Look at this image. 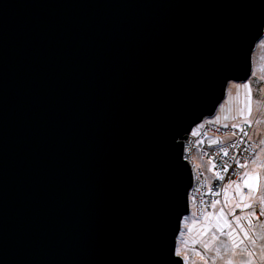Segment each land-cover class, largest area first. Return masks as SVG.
<instances>
[{"label":"water","instance_id":"95a60500","mask_svg":"<svg viewBox=\"0 0 264 264\" xmlns=\"http://www.w3.org/2000/svg\"><path fill=\"white\" fill-rule=\"evenodd\" d=\"M263 33L264 0H0V264H185L184 141Z\"/></svg>","mask_w":264,"mask_h":264},{"label":"rangeland","instance_id":"374dc122","mask_svg":"<svg viewBox=\"0 0 264 264\" xmlns=\"http://www.w3.org/2000/svg\"><path fill=\"white\" fill-rule=\"evenodd\" d=\"M205 120L226 131L238 124L251 125L252 154L242 164L239 180L225 183L218 203L204 220L197 218L192 206L191 215L182 221L177 256L185 264H264V210L260 215L251 214L252 209L264 206V33L252 55L250 78L232 81L216 115ZM206 158L205 164L198 158L195 164L209 177L213 159ZM242 211L250 216L246 227L239 214ZM199 253L204 257L197 256Z\"/></svg>","mask_w":264,"mask_h":264},{"label":"built area","instance_id":"2783aa9c","mask_svg":"<svg viewBox=\"0 0 264 264\" xmlns=\"http://www.w3.org/2000/svg\"><path fill=\"white\" fill-rule=\"evenodd\" d=\"M203 127L192 131L189 141H184L183 161L191 164L194 172L193 185L195 189L190 198L196 209L197 218L212 210L215 203L223 194L225 183L236 182L242 174V162L249 160L252 154L250 136L251 125L238 124L226 131L218 125L203 121ZM219 141L215 147L209 148L211 142ZM203 141V142H202ZM194 154L202 159L212 156L214 170L208 177L203 169L197 167L193 161ZM216 158V160H215ZM218 159V160H217ZM248 195V191L244 192ZM264 206L252 209L253 216L260 215Z\"/></svg>","mask_w":264,"mask_h":264},{"label":"bare ground","instance_id":"6f19581e","mask_svg":"<svg viewBox=\"0 0 264 264\" xmlns=\"http://www.w3.org/2000/svg\"><path fill=\"white\" fill-rule=\"evenodd\" d=\"M203 125V123H200L198 126H196L193 130L195 131H197L198 129H199V127H201ZM219 126V125H218ZM192 130V131H193ZM191 131V132H192ZM190 135V134H189ZM189 135L187 136V138L188 139H186L185 141L186 142H188L190 139H189ZM203 142V141H202ZM219 141L217 140L215 143H210L209 145H208V147L209 148H212V147H215L216 146V144L218 143ZM183 154H184V150H183ZM196 158H198V159H201L203 162H204V164H205V159H202V158H200L197 154H194V157H193V161L195 162V160H196ZM245 162V161H244ZM244 162H242V164L244 163ZM205 167H207V165H205ZM194 189H195V186L194 185H192V187H191V189H190V191H189V199H190V215H191V213H192V206H194V204H193V202H192V200H191V198H190V193H193V191H194ZM219 201V200H218ZM218 201L215 203V205L218 203ZM214 205V206H215ZM214 206H213V208H212V210L211 211H209L208 213H206V215H202L201 216V220H204V218L208 215V214H210L212 211H213V209H214ZM194 209H195V206H194ZM246 212H248V211H242V219H243V225L245 226V221L247 220V218L248 217H250L249 216V214L248 213H246ZM195 215H196V209H195ZM185 218H187V217H185ZM184 218V219H185ZM183 219V220H184ZM256 223H258V222H256ZM246 227V226H245ZM178 257V256H177Z\"/></svg>","mask_w":264,"mask_h":264},{"label":"crops","instance_id":"0c3cea01","mask_svg":"<svg viewBox=\"0 0 264 264\" xmlns=\"http://www.w3.org/2000/svg\"><path fill=\"white\" fill-rule=\"evenodd\" d=\"M248 194H249V193H248ZM239 214H240V216H242V215H241L242 212H239ZM197 256H199V257H204V255H201L200 253H199Z\"/></svg>","mask_w":264,"mask_h":264},{"label":"snow or ice","instance_id":"6c2138e0","mask_svg":"<svg viewBox=\"0 0 264 264\" xmlns=\"http://www.w3.org/2000/svg\"><path fill=\"white\" fill-rule=\"evenodd\" d=\"M234 127H235V125H234ZM241 167H243V165H241ZM245 183L247 184V181H245Z\"/></svg>","mask_w":264,"mask_h":264}]
</instances>
